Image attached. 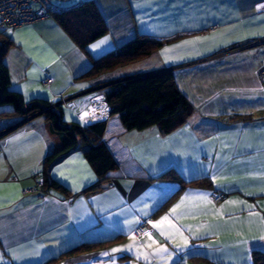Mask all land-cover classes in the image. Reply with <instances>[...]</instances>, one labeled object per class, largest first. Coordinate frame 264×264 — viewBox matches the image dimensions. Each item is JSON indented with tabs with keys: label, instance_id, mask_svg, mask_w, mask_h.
Returning a JSON list of instances; mask_svg holds the SVG:
<instances>
[{
	"label": "crops",
	"instance_id": "1",
	"mask_svg": "<svg viewBox=\"0 0 264 264\" xmlns=\"http://www.w3.org/2000/svg\"><path fill=\"white\" fill-rule=\"evenodd\" d=\"M85 1L62 6L70 9ZM93 1L108 32L90 43L91 55L55 16L0 33L11 41L5 56L11 88L28 100L61 107L66 121L107 120L104 140L120 166L102 180L101 189L86 193L98 177L83 152L75 150L48 172L69 195L56 189L28 193L45 176L44 160L62 140L45 115L1 137L0 264H44L89 240L109 242L97 252L53 264H252V251H264L258 239L264 234V89L259 75L264 60L259 4L264 0ZM138 36L161 44L138 61L79 78L93 57ZM96 44L100 47L93 48ZM165 68L174 70L195 107L193 114L170 134L158 127L126 129L117 115H110L107 81ZM10 109L0 105V112ZM17 120L1 117L0 128ZM214 192L220 198H213ZM166 215L188 238L186 249H177L164 234L168 223L153 227ZM143 221L150 232L137 236L134 230ZM161 247L168 252H158ZM169 254L172 259H165Z\"/></svg>",
	"mask_w": 264,
	"mask_h": 264
},
{
	"label": "trees",
	"instance_id": "2",
	"mask_svg": "<svg viewBox=\"0 0 264 264\" xmlns=\"http://www.w3.org/2000/svg\"><path fill=\"white\" fill-rule=\"evenodd\" d=\"M55 17L63 29L88 54H90L88 49L90 43L108 32L107 22L93 0H87ZM1 34L0 105L9 106L11 109L1 111L0 119L1 117H16L18 120L10 127L0 128V134L2 133L0 136L3 137L18 129L35 117L45 115L53 125L55 133L62 140L61 146L49 152L44 160L42 172H46L45 176L38 178L35 185L28 188L36 187V191L25 192L43 195L50 189H56L69 195V189L55 178L50 177L48 172L55 163L75 150L83 152L98 177V181L85 192L90 193L101 189L102 180L107 177L110 171L116 170L120 166L104 140L107 120L89 124L79 120L66 121L61 107L55 109L50 101L44 99L28 100L21 92L13 90L10 70L5 63V56L11 46V41ZM160 44L157 39L138 36L100 57H93L91 67L79 78H94L119 66L138 61L152 54ZM104 88L110 115H117L128 130L142 131L158 127L163 134H170L185 125L195 110L193 103L179 87L173 69L165 68L142 74L126 75L107 81ZM199 180L207 181L209 179L201 178ZM199 180H193L191 183ZM40 181L44 182L42 187H39ZM108 242L109 240L83 241L61 251L44 264H53L66 256L97 252ZM252 260V264H264V251L254 249Z\"/></svg>",
	"mask_w": 264,
	"mask_h": 264
},
{
	"label": "built area",
	"instance_id": "3",
	"mask_svg": "<svg viewBox=\"0 0 264 264\" xmlns=\"http://www.w3.org/2000/svg\"><path fill=\"white\" fill-rule=\"evenodd\" d=\"M67 1L70 0H0V30L15 29L39 19L60 15L67 10L62 6V3ZM259 9L264 12V3L259 4ZM261 41H264V39ZM259 73L264 87V60ZM46 82L51 83L52 78L48 77ZM38 184L39 187H42L44 182L40 181ZM36 189V187H32L27 191L35 192ZM213 197L218 199L220 195L214 192ZM149 232L150 229L142 225L135 229L137 236Z\"/></svg>",
	"mask_w": 264,
	"mask_h": 264
},
{
	"label": "snow or ice",
	"instance_id": "4",
	"mask_svg": "<svg viewBox=\"0 0 264 264\" xmlns=\"http://www.w3.org/2000/svg\"><path fill=\"white\" fill-rule=\"evenodd\" d=\"M101 43H104L103 41ZM189 43H194V41H185V44ZM93 48H98L100 47L99 44L93 45ZM179 47V46H178ZM170 51V49H165V52ZM206 199V197H205ZM207 203H211V201H207ZM184 204V200H182L179 204H177L175 207H173L170 210V215H175L177 213V210L182 207ZM248 207H254L249 205ZM261 220L264 221V217H261ZM168 223L169 224V231L165 232L164 234L168 236V238L172 241L173 244H175L177 249H186L189 246L188 238L184 236L183 232H181L178 228H176L175 225L171 224V221L169 219V216L166 215L165 217H162L160 221L156 222L153 227L160 228L161 225ZM171 233H176L179 235V237L182 239V243H177L176 242V236L172 235ZM151 234H149L150 236ZM259 240L264 241V234L258 237ZM113 251H121V249H113ZM158 252L160 253H167L168 249L166 247H161L157 249ZM104 255H108V253H104ZM173 254H169L165 259L171 260Z\"/></svg>",
	"mask_w": 264,
	"mask_h": 264
},
{
	"label": "rangeland",
	"instance_id": "5",
	"mask_svg": "<svg viewBox=\"0 0 264 264\" xmlns=\"http://www.w3.org/2000/svg\"><path fill=\"white\" fill-rule=\"evenodd\" d=\"M62 4H63V3H62ZM6 31H7V30H6ZM259 75H260V74H259ZM260 81H261V76H260ZM261 86H262V88L264 89L263 84H262V81H261ZM235 117H237V116H235ZM213 198H214V197H213ZM215 199H216V198H215ZM140 225H142V226L145 227V226H146V222L143 221ZM140 225H139V226H140ZM147 229H149V228H147ZM134 232H135V230H134ZM137 235H138V234H137ZM142 235H143V234H142Z\"/></svg>",
	"mask_w": 264,
	"mask_h": 264
},
{
	"label": "water",
	"instance_id": "6",
	"mask_svg": "<svg viewBox=\"0 0 264 264\" xmlns=\"http://www.w3.org/2000/svg\"><path fill=\"white\" fill-rule=\"evenodd\" d=\"M1 134H2V133H1ZM1 134H0V135H1ZM0 137H1V136H0Z\"/></svg>",
	"mask_w": 264,
	"mask_h": 264
}]
</instances>
